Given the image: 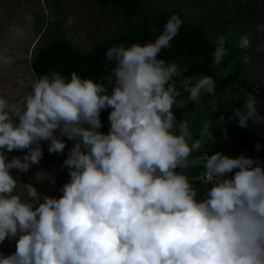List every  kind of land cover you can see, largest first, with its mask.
Wrapping results in <instances>:
<instances>
[{
	"label": "trees",
	"instance_id": "1",
	"mask_svg": "<svg viewBox=\"0 0 264 264\" xmlns=\"http://www.w3.org/2000/svg\"><path fill=\"white\" fill-rule=\"evenodd\" d=\"M96 1L138 20L89 50L53 38L31 57L37 77L55 72L85 90H105L112 82L135 101L117 112L130 126L121 158L74 180L72 193L84 208L110 216V231L96 228L77 264H264V235L246 224L264 219V83L238 66L190 98L175 84L220 60L222 42L208 38L199 24L180 19V13L149 16L138 0ZM249 1H239L246 19L248 3L262 18L264 0ZM196 99L209 120L192 126L214 140L206 150L180 123ZM160 129L167 132L155 140L152 166L124 197L127 176L145 163ZM169 142L182 161L173 158ZM137 205L146 221L155 217L153 241L140 242L145 225L128 212Z\"/></svg>",
	"mask_w": 264,
	"mask_h": 264
},
{
	"label": "rangeland",
	"instance_id": "2",
	"mask_svg": "<svg viewBox=\"0 0 264 264\" xmlns=\"http://www.w3.org/2000/svg\"><path fill=\"white\" fill-rule=\"evenodd\" d=\"M239 1L138 0L144 14L180 13V19L199 24L208 38L222 42L220 60L175 84L188 97L195 98L238 66L264 83V12L260 18L258 7L250 9L248 3L247 20ZM136 20L116 5L96 0H0V264H77L94 230L110 231V216L87 211L72 186L106 161L121 158L130 126L117 112L135 101L112 82L105 90H85L66 84L55 72L37 77L31 57L53 38L89 50ZM208 120L200 99L180 118L198 136L201 150L214 140L192 122ZM165 132L153 134L147 160L126 178L124 197L152 166L155 140ZM169 146L173 158L182 161L175 143ZM128 212L145 225L140 242L153 241L154 215L146 221L139 205ZM246 224L264 235V219Z\"/></svg>",
	"mask_w": 264,
	"mask_h": 264
},
{
	"label": "bare ground",
	"instance_id": "3",
	"mask_svg": "<svg viewBox=\"0 0 264 264\" xmlns=\"http://www.w3.org/2000/svg\"><path fill=\"white\" fill-rule=\"evenodd\" d=\"M1 158V157H0ZM7 156H2V161H5Z\"/></svg>",
	"mask_w": 264,
	"mask_h": 264
}]
</instances>
